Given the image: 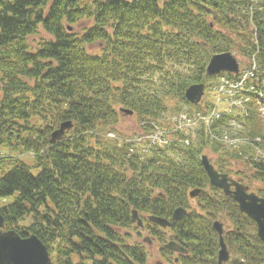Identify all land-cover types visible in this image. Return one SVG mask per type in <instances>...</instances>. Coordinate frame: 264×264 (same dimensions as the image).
I'll list each match as a JSON object with an SVG mask.
<instances>
[{"label":"trees","instance_id":"obj_1","mask_svg":"<svg viewBox=\"0 0 264 264\" xmlns=\"http://www.w3.org/2000/svg\"><path fill=\"white\" fill-rule=\"evenodd\" d=\"M224 52H237L247 66L255 58L257 91L245 108L223 112L209 127L201 121L190 133L175 131L171 143L144 159L131 154L133 143L117 128L125 116L120 109L134 111L146 132L154 130L152 123L166 126L171 100L208 116L214 102L191 105L185 91L215 79L207 66ZM258 92L264 100V0H0V211L6 230L37 235L52 264H148L142 230L132 222L137 210L165 257L174 241L189 251L180 264H219L214 222L229 221L227 264H264L257 224L210 185L201 162L203 154L217 155L212 162L220 172L260 184L255 192L264 197ZM66 121L74 127L52 145L51 134ZM232 121L240 129L233 131ZM109 131L122 141L104 137ZM224 136L246 142L231 148L220 141ZM233 165L242 170L234 172ZM193 189L202 190L197 207ZM180 207L188 214L173 220ZM150 215L171 227L151 223Z\"/></svg>","mask_w":264,"mask_h":264},{"label":"water","instance_id":"obj_2","mask_svg":"<svg viewBox=\"0 0 264 264\" xmlns=\"http://www.w3.org/2000/svg\"><path fill=\"white\" fill-rule=\"evenodd\" d=\"M223 72L233 74H239L240 72L238 59L231 52L214 55L207 67V74L210 76H216ZM205 88L206 86L203 83L191 85L185 92L187 101L193 105H199L205 96ZM121 111L130 116L134 114L132 110L128 109H122ZM73 127L74 123L72 121L63 122L52 133L50 143L52 145L56 144L66 135L67 130ZM201 160L210 184L222 190L226 196H231L238 203L241 212L256 222L258 236L264 244V197H260L255 192H250L248 186L234 180L228 174L220 173L207 155L202 156ZM200 192L199 189L193 190L190 197L195 198ZM186 214V209L178 208L174 211L173 219H182ZM149 220L162 228L171 226V223L162 217L150 216ZM132 222L137 223L139 227H144V222L137 210L132 212ZM214 227L220 236L219 264H225L230 259V251L224 240V224L216 221ZM168 247L175 252H187L185 248L176 242H170ZM52 262L48 248L37 235L32 234L28 237H21L14 230H6L5 218L0 211V264H52Z\"/></svg>","mask_w":264,"mask_h":264},{"label":"rangeland","instance_id":"obj_3","mask_svg":"<svg viewBox=\"0 0 264 264\" xmlns=\"http://www.w3.org/2000/svg\"><path fill=\"white\" fill-rule=\"evenodd\" d=\"M87 1V0H84ZM77 27V26H76ZM45 37H48L47 35H45L44 33L42 34ZM40 38V37H39ZM238 59L240 65L242 68L246 67L248 65V61L242 59V57L240 56V54H238L237 52H232ZM227 77L225 75H221L215 79L209 80L206 83V96L204 98V103L202 104L203 108L206 107V102L207 101H213V102H217L218 98H219V93H216L217 88L220 86V83H223V80L226 79ZM168 106H169V111L167 113H165L163 115V122L166 125L165 127L158 124L159 126V130H157L156 132H148L147 135L141 133L143 131L142 129V123H140L138 117L136 115H133L131 117H125L123 119H121L119 125H118V131L122 132L123 134H125V139H129L132 138L134 140H137L140 136H142L139 140H140V144L138 145L136 151L141 152L143 150V148L145 150L148 151L149 154L152 153L153 149L152 147L156 144H158L157 146H154V148H161L165 146V138L167 137H171L173 136V134L175 133L174 131L178 130L179 127H182L183 132L185 133H190L191 131H193L195 128H197V126H199V123H194L191 126L189 125H184L182 124V126L178 125V127L176 128V130H173V123L174 122V118L176 117V115H174L175 111L181 107H183V109L185 110L183 113L185 114H190V116H192V118H194L196 121L199 117V115H202V113H199L198 110L195 109H191L190 107H188L187 105H182L181 103L177 102L176 100L173 101H169L168 102ZM223 107L225 106H220V109L222 110ZM216 107H213V111ZM212 110V109H211ZM184 114V115H185ZM207 116V115H206ZM232 128L233 131H237L238 129H240V125L238 122L236 121H232ZM191 130V131H190ZM114 132V131H113ZM174 132V133H173ZM116 133V132H115ZM118 135V137L122 138L118 133H116ZM153 136V138L149 137V136ZM165 135V138H163ZM157 139V141H156ZM156 144H153L152 146H150L151 142H155ZM182 143L189 145L190 144V140L187 139H183L181 140ZM141 146V147H140ZM142 148V150H141ZM207 155H209L211 161H217L218 160V156L213 154V153H206ZM146 155V153H145ZM148 155V154H147ZM170 156H174L177 157L176 155H174V153L170 154ZM22 159L24 161H27L29 163L32 162V157L30 155H21ZM8 168V167H7ZM6 168V169H7ZM230 169H232L234 172H238L240 170H242V167L240 165H233L232 167H229ZM5 169V170H6ZM36 173V172H35ZM232 178L235 179H239V175H236L235 173L230 174ZM245 184L247 186L250 187L251 190L255 191L257 187L260 186V184H256V183H248L245 182ZM257 193V192H256ZM193 207H197V202H193ZM225 223V228L229 229L230 223L229 221H223ZM152 237L151 234H149L146 229H142V237H141V241L145 240L148 237ZM150 237V238H151ZM149 238V239H150ZM148 250H149V261L148 264H158V263H163V264H172L175 261L176 257H179L178 255H173L171 254L170 256H165L163 255L162 249H161V244L158 241H154L152 240V238L146 242ZM176 256V257H175ZM171 260V261H170Z\"/></svg>","mask_w":264,"mask_h":264},{"label":"built area","instance_id":"obj_4","mask_svg":"<svg viewBox=\"0 0 264 264\" xmlns=\"http://www.w3.org/2000/svg\"><path fill=\"white\" fill-rule=\"evenodd\" d=\"M248 74H249V73H247V74L244 76V78L242 79V81H241L239 84H237L236 86H234V87H236V88H237V87H240V86L242 87V86L244 85V82H245V80H246Z\"/></svg>","mask_w":264,"mask_h":264},{"label":"flooded vegetation","instance_id":"obj_5","mask_svg":"<svg viewBox=\"0 0 264 264\" xmlns=\"http://www.w3.org/2000/svg\"><path fill=\"white\" fill-rule=\"evenodd\" d=\"M157 241V240H156ZM175 255H178L179 257H180V255L181 254H178V253H175ZM176 257V256H175ZM166 258V257H165ZM171 261V260H170ZM158 264H163V263H158ZM172 264H180V262H176V261H174V263H172Z\"/></svg>","mask_w":264,"mask_h":264}]
</instances>
